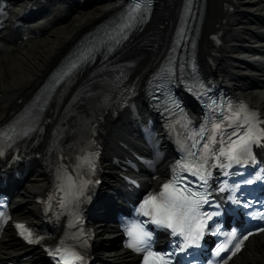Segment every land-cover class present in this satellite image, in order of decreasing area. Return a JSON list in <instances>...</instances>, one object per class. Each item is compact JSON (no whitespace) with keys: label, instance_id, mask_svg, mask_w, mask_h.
<instances>
[{"label":"bare ground","instance_id":"obj_1","mask_svg":"<svg viewBox=\"0 0 264 264\" xmlns=\"http://www.w3.org/2000/svg\"><path fill=\"white\" fill-rule=\"evenodd\" d=\"M121 0H107L99 5H93L91 8H76L70 15V20L63 26L53 27L49 29L46 36L40 40L31 41L25 47L15 46L14 54L8 56V52L4 56L0 55V90L4 94V99H0V113H6L7 106L17 100L35 80V76L43 66H50L52 60L56 58L59 52L64 48L68 41L75 38L80 31L86 28L89 24L96 21L99 17L107 14L120 3ZM227 0H209L207 15L209 21H216L222 16L225 9L224 2ZM252 4L254 6L263 5L264 0H232L231 6L233 10ZM232 13L230 11L227 16ZM247 13H239L233 22L232 32L235 36L230 38L227 45L228 56L236 58L244 56L253 63L260 71L264 70V49L262 43L258 41H250L257 48L256 52H251L248 49L243 50L239 45L246 43L248 39L254 37L251 30V25L244 22L243 19L248 17ZM264 34V32H262ZM233 34V35H234ZM250 36V37H249ZM237 41L238 44L230 42ZM6 44V43H4ZM8 47H12L8 45ZM246 52V54H243ZM226 53V51H224ZM226 53V54H227ZM261 54V55H258ZM255 100L264 107V96L254 95ZM24 186H22L15 195L14 204L18 206L20 216L23 218H34L38 213L35 202H32L34 192L41 191L45 185L44 177L35 170L31 173ZM108 188V187H107ZM110 222H100L98 225L99 233V248L97 259L99 264L105 259L119 258L122 259L123 252L117 248H108L105 243L111 242L108 237L114 234L111 229ZM5 250L4 259H15L25 250L24 246L15 240L11 235L7 237L3 244ZM231 264H262L264 261V236H258L251 241V244L242 251ZM2 253V251H0ZM39 251L35 252L34 258H40ZM131 256H128V258Z\"/></svg>","mask_w":264,"mask_h":264},{"label":"snow or ice","instance_id":"obj_2","mask_svg":"<svg viewBox=\"0 0 264 264\" xmlns=\"http://www.w3.org/2000/svg\"><path fill=\"white\" fill-rule=\"evenodd\" d=\"M141 2H136L133 6V12H138L141 7ZM191 2V0H189ZM132 16L131 13H129ZM134 18V17H132ZM131 25H126L130 27ZM76 64H72L69 71L75 69ZM67 73H65L66 75ZM231 107V106H229ZM240 113H245L243 117V123H238ZM236 119H232L230 123H216L211 128H202L196 135L204 139L203 144H199L200 151H189L186 162L181 163L178 167L183 170H187L189 174L196 177L203 184H207V177L211 176V172L207 171V167L212 165L208 164L210 158L214 160H220L224 157L229 161L228 164L220 163L219 167H230L231 162L241 163L245 157H252V144L259 145L261 143V137L264 136V130H260L258 125L264 123V121H259L255 113H248L245 106L241 105L239 109L233 113ZM226 120L229 118H225ZM255 121V123H253ZM232 128L231 132H227V128ZM223 129V130H222ZM208 135L205 137V133ZM219 133V138L217 136ZM195 139V138H193ZM216 145H224V147H214ZM198 147V142H194L191 145L192 149ZM2 154V153H0ZM254 159V157H253ZM186 179L185 177L177 176V181L180 179ZM259 178V177H258ZM247 183H253L252 180L247 181ZM165 193L174 190L172 184L164 185ZM190 195H184L180 193L175 196L174 199H168L162 194L163 202L158 203L155 196L149 197L145 200L144 204L141 206L140 211L144 215H148L147 208L151 207L154 210L155 215L153 216L152 222L158 226L166 227L172 229L173 235L183 236L184 247L180 250L183 251L184 248L189 247L191 244H195L197 239L203 234L205 229V220L211 219V215H206L200 212L201 203H209L207 196L204 193L191 192ZM193 197H198V199H193ZM238 202V201H237ZM246 207L248 205H245ZM185 225H187V232L185 231ZM18 227L23 230V225H18ZM137 228L141 229L140 238L137 239L135 233ZM30 235V234H29ZM129 235L133 237L132 242L129 243L128 247L132 248L136 252H144L146 242L145 237H150V232H145L142 230L141 225H134L129 230ZM232 237L235 238L236 233L233 232ZM244 237L243 239H246ZM243 240L239 241L234 247L235 251H239L240 244ZM226 247L221 245L217 249L216 255L219 256L221 251H225ZM233 255L235 252L232 253ZM69 256H72L70 253ZM74 259L80 260L82 257L73 256ZM65 264H69L66 259ZM144 264H167L164 256H157L152 251H147L144 257Z\"/></svg>","mask_w":264,"mask_h":264},{"label":"clouds","instance_id":"obj_3","mask_svg":"<svg viewBox=\"0 0 264 264\" xmlns=\"http://www.w3.org/2000/svg\"><path fill=\"white\" fill-rule=\"evenodd\" d=\"M134 225H140V224H138V223H134V224H132L131 228H132ZM131 228H130V229H131ZM140 232H141V229L137 228L136 233H135L137 239L140 238ZM126 235L130 238L128 241H126V246L128 247L129 243L132 242L133 237L129 235V230L126 232ZM131 249H132V248H131ZM132 250H133V249H132Z\"/></svg>","mask_w":264,"mask_h":264},{"label":"rangeland","instance_id":"obj_4","mask_svg":"<svg viewBox=\"0 0 264 264\" xmlns=\"http://www.w3.org/2000/svg\"><path fill=\"white\" fill-rule=\"evenodd\" d=\"M253 9H254V8H253ZM36 41H37V40H36ZM8 55H9V56H11V55H12V53H11V54H9V53H8Z\"/></svg>","mask_w":264,"mask_h":264}]
</instances>
